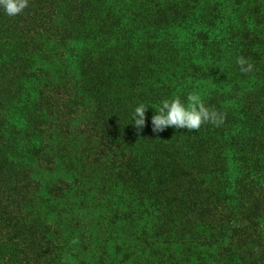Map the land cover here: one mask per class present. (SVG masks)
I'll list each match as a JSON object with an SVG mask.
<instances>
[{"label": "trees", "instance_id": "trees-1", "mask_svg": "<svg viewBox=\"0 0 264 264\" xmlns=\"http://www.w3.org/2000/svg\"><path fill=\"white\" fill-rule=\"evenodd\" d=\"M29 4L0 9V264H264V0ZM190 93L225 122L154 132Z\"/></svg>", "mask_w": 264, "mask_h": 264}, {"label": "clouds", "instance_id": "clouds-1", "mask_svg": "<svg viewBox=\"0 0 264 264\" xmlns=\"http://www.w3.org/2000/svg\"><path fill=\"white\" fill-rule=\"evenodd\" d=\"M29 7V0H0V9H3L8 16L20 15ZM236 63L243 74L254 71L255 66L244 56L238 57ZM187 100L189 102L187 106L182 103L179 97L171 101H162L161 107L152 118L153 131L161 132L170 126L198 131L206 123L219 127L225 122L226 113L206 107L199 94L190 93ZM147 110L143 104L135 109L134 121L138 133L145 124Z\"/></svg>", "mask_w": 264, "mask_h": 264}]
</instances>
